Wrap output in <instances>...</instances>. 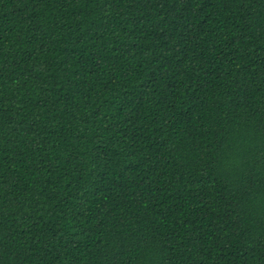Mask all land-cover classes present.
<instances>
[{
  "label": "trees",
  "instance_id": "16d2710c",
  "mask_svg": "<svg viewBox=\"0 0 264 264\" xmlns=\"http://www.w3.org/2000/svg\"><path fill=\"white\" fill-rule=\"evenodd\" d=\"M0 264H264V0H0Z\"/></svg>",
  "mask_w": 264,
  "mask_h": 264
}]
</instances>
